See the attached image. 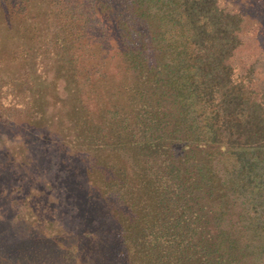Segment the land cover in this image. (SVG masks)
Masks as SVG:
<instances>
[{
	"label": "trees",
	"instance_id": "16d2710c",
	"mask_svg": "<svg viewBox=\"0 0 264 264\" xmlns=\"http://www.w3.org/2000/svg\"><path fill=\"white\" fill-rule=\"evenodd\" d=\"M242 21L220 0H0V264H264Z\"/></svg>",
	"mask_w": 264,
	"mask_h": 264
},
{
	"label": "rangeland",
	"instance_id": "374dc122",
	"mask_svg": "<svg viewBox=\"0 0 264 264\" xmlns=\"http://www.w3.org/2000/svg\"><path fill=\"white\" fill-rule=\"evenodd\" d=\"M220 4L242 12L243 21L240 30L242 44L235 54L234 62L253 64V75L257 83L264 87V0H220ZM6 137H8V133L0 129V144L6 140ZM15 137L17 139L20 136ZM20 141L25 143L23 138ZM16 156L18 159L21 158L18 152H16ZM23 207L27 209L26 204Z\"/></svg>",
	"mask_w": 264,
	"mask_h": 264
}]
</instances>
